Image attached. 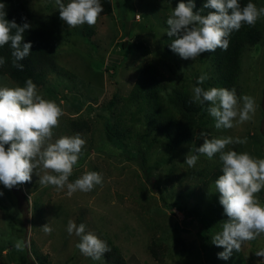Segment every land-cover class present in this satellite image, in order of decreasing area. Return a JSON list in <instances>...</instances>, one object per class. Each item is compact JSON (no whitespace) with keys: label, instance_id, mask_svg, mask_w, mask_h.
<instances>
[{"label":"rangeland","instance_id":"1","mask_svg":"<svg viewBox=\"0 0 264 264\" xmlns=\"http://www.w3.org/2000/svg\"><path fill=\"white\" fill-rule=\"evenodd\" d=\"M22 1L43 22L57 7L55 0ZM253 3L264 7V0ZM112 4L113 12L99 16L95 25L67 27L68 33L56 49L57 70L49 74L44 87H37L38 94L47 100L51 98L47 88H55L62 106L63 115L59 127L53 129L51 142L77 133L86 141L69 182L96 171L102 174L103 183L90 192L68 196L66 186L58 190L40 185L39 176L47 171L42 167L33 170L30 182L18 187L9 190L0 183V264H39L42 256L48 264H108L104 257L96 261L76 248L79 237L68 234L69 220L85 224L86 232L102 240L111 239L129 264H264V257L255 255L264 249V234L244 242L240 252L233 250L229 259L218 258L224 249L211 238L222 231L227 216L209 173L222 166L219 153L211 159L200 155L194 168L184 162L186 155L193 154L190 150L203 143L202 131L209 138H246L247 143L228 145L225 151L234 149L264 158V17L257 20L262 38L244 50L234 87L237 97L254 98L252 119L234 121L230 129H217L209 115L208 123L166 161L164 138L144 123L146 107L126 103L137 68L153 63L167 80L168 92L180 88L193 97L192 74L198 77L206 73V81L213 79L210 58L202 53L195 60H186L178 54L169 55L163 48L166 20L178 4L176 0H112ZM86 28L92 31L90 36ZM138 41L147 45L149 53L143 55L133 47ZM118 61L117 68L111 66ZM60 68L68 73H59ZM69 73L73 76L67 77ZM4 86L18 85L0 76V87ZM70 121L86 127L72 128ZM106 122L119 123L128 130L124 142L130 155L105 140ZM142 159L146 172L140 167ZM257 195L263 203L264 190ZM164 201L197 207L212 218L206 250L199 243L201 226L193 218H184L176 208L166 207ZM46 223L52 228L50 234L43 231ZM154 238L161 240L157 247L160 260L148 251ZM17 243L22 244L21 249L16 248Z\"/></svg>","mask_w":264,"mask_h":264},{"label":"clouds","instance_id":"2","mask_svg":"<svg viewBox=\"0 0 264 264\" xmlns=\"http://www.w3.org/2000/svg\"><path fill=\"white\" fill-rule=\"evenodd\" d=\"M55 4L60 19L70 28L84 24L93 26L103 12L100 0H68L66 4L63 0H55ZM5 9L6 5L0 2V47L10 43L12 64L23 70L24 65L19 61L31 53V42H24V33L31 25L26 21L17 24L14 19H6ZM194 9V0H187V3L180 0L166 20L167 35L175 37L170 48L186 60H195L202 53H211L218 48L226 51L227 38L233 31H238L243 24L254 26L264 17V7L257 8L249 2L241 8L238 0H206L203 9L211 10L206 15ZM5 62V58L0 57V66ZM208 78L206 73L201 74L197 77V85H203ZM193 99L202 105L210 104L207 112L215 119L217 129H230L234 127V121L247 122L255 113L254 98L237 97L234 88L210 87L205 90L196 86ZM62 115L63 110L55 101L38 94L37 85L31 78L23 87H0V183L5 188L10 190L30 182L33 170L38 167L47 170L39 176L40 185H52L58 190L66 186L68 196L77 191L90 192L95 186L102 185L103 176L96 171L86 172L69 182L86 141L77 133L60 136L51 142L53 129L59 127ZM200 135L204 137L203 143L190 150L193 154L186 155L184 162L194 168L200 155L211 159L219 153L222 174L214 181V186L227 219L222 224V231L211 239L213 244L224 249L217 254L218 258L227 260L233 250L240 252L244 242L264 234V203L257 195L264 190V158L234 149L225 151L228 145L247 143L246 138H209L203 131ZM42 227L46 234L52 232L47 223ZM67 232L79 237L75 246L86 257L99 261L111 251L104 240L86 232L83 223L69 220ZM16 248L21 249L22 244L17 243ZM255 255L264 257V249L256 251Z\"/></svg>","mask_w":264,"mask_h":264},{"label":"trees","instance_id":"3","mask_svg":"<svg viewBox=\"0 0 264 264\" xmlns=\"http://www.w3.org/2000/svg\"><path fill=\"white\" fill-rule=\"evenodd\" d=\"M255 0H238L241 8L249 2ZM6 5V19L15 20L17 24L29 22L31 27L24 33V42H31L30 55L24 60L19 61L24 65L23 70H19L12 64L11 46L5 44L0 47V57L5 58V64L0 66V76H7L14 81L18 86L23 87L25 81L31 78L37 87H44L47 82L49 74L57 70L56 66V49L62 44L68 33V25L60 19L58 7L47 21H41L36 17L22 0H0ZM64 2V0H63ZM177 3L180 0H176ZM187 3V0H184ZM206 0H194V11H201V14H207L210 9H203V4ZM65 3V2H64ZM103 6V12L99 15H110L113 12L112 0H100ZM66 4V3H65ZM23 18V19H22ZM87 36L92 34L90 29L86 28ZM175 37H169L167 34L164 37L163 48L169 55H176L170 48V43ZM262 38V30L258 21L254 26L243 24L238 31H233L229 37V46L227 50L217 49L214 52H205L204 54L210 58L212 64L213 79L205 81L203 85H197V77L191 75L193 85L201 86L205 90L210 87H225L233 89L237 85L241 57L244 50L258 43ZM124 46V44H122ZM133 47L143 55L149 53V48L143 42H135ZM119 61L115 66L117 68ZM59 73L65 74L67 71ZM73 76L71 73L67 77ZM169 84L164 78L158 67L151 62H145L137 68L136 77L132 88L126 97V103L130 105L145 106L147 111L145 113L144 123L151 130L159 133L165 140L164 150L167 154L166 161L172 158V155L183 144L188 143L193 139L198 129L203 128L209 120L207 108L210 104H200L194 102L193 97L186 90L180 88H173L168 92ZM48 100L55 101L61 108L58 100V92L55 88H47ZM115 98L109 102L113 105ZM80 105H78V108ZM70 126L76 129H83L86 127L84 123L70 121ZM119 123L106 122L103 127L105 140L112 144V147L121 153L130 155L125 150V134L127 129L119 127ZM83 158L80 163L82 164ZM144 161L140 160V167L143 172L147 168L144 166ZM222 166H217L209 173V181L213 182L222 174ZM147 174V173H146ZM264 203V198L261 197ZM168 208H176L183 214L184 218H193L198 225L201 226L199 230L200 245L203 251L206 250L207 242L209 240V232L211 231L213 220L204 215L197 207L186 208L177 201L163 202ZM110 252L104 254V260L108 264H129L124 256L121 254L117 245L109 238H104ZM160 239H151L148 245L149 253L156 260H160L158 256L157 247ZM206 245V246H205ZM39 259V264H48L45 256Z\"/></svg>","mask_w":264,"mask_h":264}]
</instances>
